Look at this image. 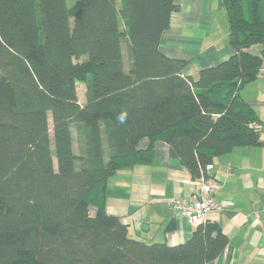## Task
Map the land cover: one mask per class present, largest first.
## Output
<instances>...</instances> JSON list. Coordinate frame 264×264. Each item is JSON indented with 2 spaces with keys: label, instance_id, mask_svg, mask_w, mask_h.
<instances>
[{
  "label": "trees",
  "instance_id": "obj_1",
  "mask_svg": "<svg viewBox=\"0 0 264 264\" xmlns=\"http://www.w3.org/2000/svg\"><path fill=\"white\" fill-rule=\"evenodd\" d=\"M221 2L233 53L194 78L160 49L175 0H0V264H217L218 222L146 242L105 205L108 179L152 162L156 140L192 178L262 142L240 89L262 64L264 0Z\"/></svg>",
  "mask_w": 264,
  "mask_h": 264
},
{
  "label": "crops",
  "instance_id": "obj_2",
  "mask_svg": "<svg viewBox=\"0 0 264 264\" xmlns=\"http://www.w3.org/2000/svg\"><path fill=\"white\" fill-rule=\"evenodd\" d=\"M175 2L179 10L170 15L160 49L185 60L183 73L196 78L202 68L233 53L226 13L221 0ZM240 94L261 119L262 142L234 147L214 160L212 174L218 181L214 198L223 208L210 211L208 219L218 222L228 236L217 264H264V56L256 78L243 85ZM146 142L141 139L138 147ZM195 187L188 168L170 156L169 145L156 140L152 162L118 170L108 179L105 209L119 216L129 236L174 245L190 238L195 226L174 213L172 199L190 195ZM89 212L93 214L95 207ZM170 223L173 228L166 230Z\"/></svg>",
  "mask_w": 264,
  "mask_h": 264
},
{
  "label": "built area",
  "instance_id": "obj_3",
  "mask_svg": "<svg viewBox=\"0 0 264 264\" xmlns=\"http://www.w3.org/2000/svg\"><path fill=\"white\" fill-rule=\"evenodd\" d=\"M259 128L258 125H256ZM212 164L206 165L205 170L209 172ZM195 190L188 196L182 195L172 199L171 208L178 216H184L193 225L197 226L208 220V214L213 210H220L221 205L214 198L218 182L210 175L201 173L194 178Z\"/></svg>",
  "mask_w": 264,
  "mask_h": 264
},
{
  "label": "rangeland",
  "instance_id": "obj_4",
  "mask_svg": "<svg viewBox=\"0 0 264 264\" xmlns=\"http://www.w3.org/2000/svg\"><path fill=\"white\" fill-rule=\"evenodd\" d=\"M73 2V0H67V3L68 4H71ZM260 48V45H256L254 47H252V52H257ZM220 63V62H219ZM76 88H77V93H78V98L81 102L84 101L85 99V90H86V84L84 82H80L78 81L76 83ZM49 124H50V127H51V118H49ZM261 130V137H262V128L260 127L259 128ZM72 133H73V147H74V150L78 153V144H79V135H78V132L75 128V125L72 126ZM181 196V195H180ZM176 197H179V196H176ZM174 197V198H176ZM221 205V209L220 210H216V211H221L222 208H223V205L221 203H219ZM215 211V210H213Z\"/></svg>",
  "mask_w": 264,
  "mask_h": 264
},
{
  "label": "clouds",
  "instance_id": "obj_5",
  "mask_svg": "<svg viewBox=\"0 0 264 264\" xmlns=\"http://www.w3.org/2000/svg\"><path fill=\"white\" fill-rule=\"evenodd\" d=\"M128 119V112L126 110H121L120 113L115 117L118 124H125Z\"/></svg>",
  "mask_w": 264,
  "mask_h": 264
}]
</instances>
